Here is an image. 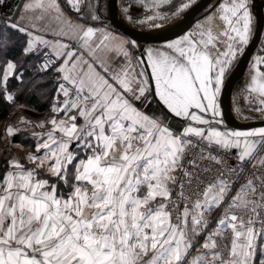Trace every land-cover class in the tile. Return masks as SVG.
<instances>
[{
    "label": "snow or ice",
    "instance_id": "1",
    "mask_svg": "<svg viewBox=\"0 0 264 264\" xmlns=\"http://www.w3.org/2000/svg\"><path fill=\"white\" fill-rule=\"evenodd\" d=\"M172 2L131 0L123 12L133 21L135 4L154 14L133 22L166 19L159 9ZM103 8L23 0L0 16V100L54 84L42 120L5 129L28 132L35 150L0 173V264H264V127L222 130L218 102L257 35L254 4L216 6L223 49L198 25L139 57L102 24ZM251 67L249 103L264 111V55Z\"/></svg>",
    "mask_w": 264,
    "mask_h": 264
},
{
    "label": "rangeland",
    "instance_id": "2",
    "mask_svg": "<svg viewBox=\"0 0 264 264\" xmlns=\"http://www.w3.org/2000/svg\"><path fill=\"white\" fill-rule=\"evenodd\" d=\"M19 0H8V7H6L4 10L0 12V16H2L4 13L7 12H13L15 11V7L18 4ZM198 0H195V3ZM104 8L102 9V13L105 17H107V10H106V0L102 1ZM131 2V0H117V10H118V15L119 19L126 24L127 26L133 28V29H141V31L144 32H155L163 29L166 27L169 23L173 21L172 24L177 22L181 16L189 9L180 12L178 14L173 15L172 13L175 12L176 6L181 3V0H173L172 5H162L159 11L161 12H167L169 13L168 17L166 19H156L151 22H144V23H139V22H133V21H139L143 19L146 16H152L154 13L151 10H146L144 7H137L135 4L131 8V13L133 16V21H129L124 12L123 9L128 6V4ZM152 0H148V3L151 4ZM184 2H187V0H184ZM251 2V0H250ZM221 3V0H214L212 3H210L203 11H201L193 20V22L189 25V27L182 32L181 34L175 36L172 39H169L167 41H163L160 43H154L153 44H145L144 46L146 48H153V46L158 47V48H163V46L172 40L179 39L180 37L189 34L191 32L197 31L198 30V25H200L205 32H211L212 34L216 35L218 37V40L216 41L217 46L220 49H223L225 47V44L222 43L224 41V37L220 35L222 30L225 28L224 22L220 18V13L216 10V6ZM209 13H211L210 18ZM159 25V27H157ZM139 44V43H137ZM141 46V44H140ZM154 49V48H153ZM257 49V48H256ZM239 58V57H238ZM237 58V60H238ZM236 60V61H237ZM236 61L232 65L231 69L235 65ZM231 69L228 71L230 72ZM228 72L226 73L225 77L227 76ZM226 79V78H225ZM54 88V84L51 85V87L46 88L43 84H39L38 87L36 88L35 94L37 97L41 100V102L45 103L48 106V110L51 105V100L53 96V92L50 91L51 89ZM33 92L31 88H28V90L24 91V93L20 96H23L17 100L16 104L11 103L14 107L12 110H10V113L8 117H6L3 121H0V157L2 156H19L23 157L26 154V150L31 148L33 151L35 150V141L32 140L29 137L28 132H18L14 136H10L5 138L6 133L5 129L9 126H18V127H23V125H18L17 122L20 117H26L32 121H40L42 120L45 115L48 114L47 111H38L34 108H32L30 105H28V100H22L28 98L29 94ZM27 96V97H26ZM21 99V100H20ZM18 105H26V107H18ZM16 138V141L15 139ZM16 145H22L23 147H17Z\"/></svg>",
    "mask_w": 264,
    "mask_h": 264
},
{
    "label": "water",
    "instance_id": "3",
    "mask_svg": "<svg viewBox=\"0 0 264 264\" xmlns=\"http://www.w3.org/2000/svg\"><path fill=\"white\" fill-rule=\"evenodd\" d=\"M213 1L214 0H198L183 14V16H181V18H179L177 22L172 24L169 28L156 32H144L141 31V29H133L124 24L119 19L117 0H107L106 5L108 15L105 18L113 28L120 31L128 38L141 44L140 51L142 54L145 44H154L167 41L184 32L193 22L195 17ZM251 3L254 4L253 12L256 17L257 35L249 44V46H247L243 56L238 58L235 65L229 72L225 80L222 92L219 96V103L225 124L236 129H249L253 127L264 126V119L242 122L238 121L231 112L232 89L236 82L243 75L251 55L256 50L264 27V0H251ZM5 8L0 9V12Z\"/></svg>",
    "mask_w": 264,
    "mask_h": 264
},
{
    "label": "crops",
    "instance_id": "4",
    "mask_svg": "<svg viewBox=\"0 0 264 264\" xmlns=\"http://www.w3.org/2000/svg\"><path fill=\"white\" fill-rule=\"evenodd\" d=\"M102 1L103 0H101V3H103ZM22 4H23V0H19L17 5L22 7ZM106 4H107V0H106ZM106 10H107V5H106ZM15 11H16V7H15ZM15 11H14V13H15ZM69 15H72V13L69 12ZM102 17H103L102 24L103 25H107L108 29L110 31H112L116 35L124 37L125 39L132 40V39L128 38L127 36H125L120 31H118L115 28H113L109 24V22L106 20V18L103 15V13H102ZM262 38H264V27H263V31H262V34H261L257 49L251 55V57H250V59H249V61L247 63V66H246V68L244 70L243 75L236 82V84L234 85V87L232 89V93H231V112H232L233 116L238 121L247 122V121L264 119V111H255V110H253L254 109V105L252 103H249V95L250 94H249V90L247 88V85L250 83L251 78H252V76L254 74L253 69L251 67V64H252V61H253V57L256 56V55H264V51H261V48H264V43L261 42ZM136 44H137V42H136ZM137 45H139V50H137L136 48H132V50H131L133 57H139L141 55L140 44H137ZM153 48L156 49L158 47L153 46ZM145 49H147V48L144 46L143 47V51ZM143 51H142V53H143ZM114 60L118 61L120 64L124 63L123 58L120 57V56L114 57ZM114 66H116V65L114 64ZM145 67H147V66L145 65ZM149 71H150V69H149ZM261 71H264V67L261 68ZM228 74H229V72H228ZM228 74H227V76H228ZM227 76L225 78H227ZM253 95H255V94H253ZM218 102H219V97H218ZM255 106L258 107V105H255ZM152 108H157V105L155 103H153L152 104ZM171 123L174 126H177V127L182 126V122H180L178 118L172 120ZM224 127H226L228 130H253V129L260 128V127H253V128H249V129H236V128H232V127L227 126L225 124V122H224V124L222 126V130H223ZM261 127H264V126H261Z\"/></svg>",
    "mask_w": 264,
    "mask_h": 264
},
{
    "label": "trees",
    "instance_id": "5",
    "mask_svg": "<svg viewBox=\"0 0 264 264\" xmlns=\"http://www.w3.org/2000/svg\"><path fill=\"white\" fill-rule=\"evenodd\" d=\"M30 74H31V72H29V75ZM44 79L47 80L48 77L45 76ZM52 84L53 83L51 81H49L48 83H43V85L46 88L51 87ZM21 97H23V96L18 95L16 98L18 100ZM22 100H28V105H30L32 108H34L40 112L48 110V106L45 103L41 102V100L37 97L35 92H31L29 94L28 98H26V99L22 98ZM13 107L14 106L11 104V102H8L6 100H0V121H3L6 117H8L10 110H12ZM14 139L16 141V138H14ZM8 158H9L8 156L0 157V173H2L4 171V165L7 163ZM64 190H66V188Z\"/></svg>",
    "mask_w": 264,
    "mask_h": 264
},
{
    "label": "bare ground",
    "instance_id": "6",
    "mask_svg": "<svg viewBox=\"0 0 264 264\" xmlns=\"http://www.w3.org/2000/svg\"><path fill=\"white\" fill-rule=\"evenodd\" d=\"M173 21L171 23H169L166 27H164L163 29L169 28L172 25ZM161 29V30H163ZM156 32V31H155Z\"/></svg>",
    "mask_w": 264,
    "mask_h": 264
},
{
    "label": "built area",
    "instance_id": "7",
    "mask_svg": "<svg viewBox=\"0 0 264 264\" xmlns=\"http://www.w3.org/2000/svg\"><path fill=\"white\" fill-rule=\"evenodd\" d=\"M228 162L231 163L232 162V158L229 156L228 157Z\"/></svg>",
    "mask_w": 264,
    "mask_h": 264
},
{
    "label": "flooded vegetation",
    "instance_id": "8",
    "mask_svg": "<svg viewBox=\"0 0 264 264\" xmlns=\"http://www.w3.org/2000/svg\"><path fill=\"white\" fill-rule=\"evenodd\" d=\"M8 1V0H7Z\"/></svg>",
    "mask_w": 264,
    "mask_h": 264
}]
</instances>
